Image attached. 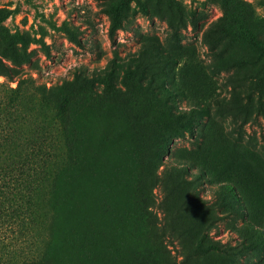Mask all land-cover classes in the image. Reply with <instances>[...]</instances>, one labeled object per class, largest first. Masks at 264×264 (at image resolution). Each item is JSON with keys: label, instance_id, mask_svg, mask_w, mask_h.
<instances>
[{"label": "rangeland", "instance_id": "rangeland-1", "mask_svg": "<svg viewBox=\"0 0 264 264\" xmlns=\"http://www.w3.org/2000/svg\"><path fill=\"white\" fill-rule=\"evenodd\" d=\"M181 259L264 264V0H0V264Z\"/></svg>", "mask_w": 264, "mask_h": 264}, {"label": "trees", "instance_id": "trees-1", "mask_svg": "<svg viewBox=\"0 0 264 264\" xmlns=\"http://www.w3.org/2000/svg\"><path fill=\"white\" fill-rule=\"evenodd\" d=\"M191 24L192 23L191 21ZM229 24V20L225 19L223 16L217 18L216 20L212 21L208 24V33H205V38L207 42V46L212 53V56L216 57L219 53L218 47L222 43V39L227 32V25ZM197 27V25H196ZM165 56H171L170 53L165 50ZM27 84L31 85V89L38 95L41 103L44 106L56 108L59 111L64 109L65 99L59 101L57 98V94L52 92L51 90L47 89L46 87L34 84V79L32 78H23L18 80L17 88L21 87L22 85ZM184 117V116H183ZM182 118V117H180ZM156 181L162 182V177L156 175ZM220 206V205H219ZM218 204L212 203L211 205L205 206L202 203H199L195 209L197 208L196 214L197 216L204 222L207 228H214L217 225V219L221 218V215H216L215 212L218 209ZM226 207V205H224ZM227 214L230 216L232 215L233 208L227 210ZM186 213V207L183 203H180L174 210L171 216L173 219L177 217H181ZM220 216V217H219ZM221 220V219H220ZM173 264H187L185 259H181L178 262H174Z\"/></svg>", "mask_w": 264, "mask_h": 264}]
</instances>
